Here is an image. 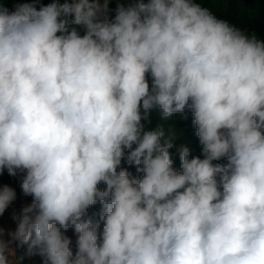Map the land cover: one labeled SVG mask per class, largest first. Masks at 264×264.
Wrapping results in <instances>:
<instances>
[{"label":"clouds","instance_id":"1","mask_svg":"<svg viewBox=\"0 0 264 264\" xmlns=\"http://www.w3.org/2000/svg\"><path fill=\"white\" fill-rule=\"evenodd\" d=\"M109 3L0 4V175L32 197L0 264H264V41L195 0ZM185 109L203 158L177 171L147 125Z\"/></svg>","mask_w":264,"mask_h":264},{"label":"trees","instance_id":"2","mask_svg":"<svg viewBox=\"0 0 264 264\" xmlns=\"http://www.w3.org/2000/svg\"><path fill=\"white\" fill-rule=\"evenodd\" d=\"M19 2H32V0H19ZM51 0H40L42 5L51 3ZM63 2V0H61ZM132 0H110L109 9L110 16L114 18L115 9L118 3H123L125 6ZM147 2V0H144ZM202 7L207 8L210 12L215 15L218 19L225 20L230 25L246 32L247 35L252 36L253 34L257 39L264 41V0H195ZM0 4L9 9L12 8L13 0H0ZM40 5H37L39 8ZM81 35L83 31L81 30ZM149 83H151V76H148ZM148 129H155L162 127L165 132V137L172 139L173 147L169 149L171 159L173 160V167L177 171L181 170V161L179 158V148L181 146H187L190 150L189 158L202 157V146L199 143V138L196 135V128L193 123L192 112L185 109L183 113H177L168 120H162L158 112L154 111L152 114L151 123L147 125ZM163 142V141H162ZM226 160L217 161V163H226ZM122 167L126 168L134 177L142 176V173H138L135 165H128L122 161ZM8 185L12 187L17 194L16 200L9 206L5 213L0 216V227H3L6 231L15 230L16 223L12 219L14 209H20V201L27 199L31 203V196H24L20 188V175L17 177L9 176L5 170L0 175V186ZM98 187L103 190L106 185L101 183ZM101 211V204L91 206L85 216V219L92 218L98 219ZM63 231V229H62ZM72 243L71 248L73 254L76 252V234L74 229H68L65 232ZM15 248V245H13ZM27 245L15 248L16 257L23 256V260L20 264H42V258L39 255L27 256L25 255Z\"/></svg>","mask_w":264,"mask_h":264},{"label":"rangeland","instance_id":"3","mask_svg":"<svg viewBox=\"0 0 264 264\" xmlns=\"http://www.w3.org/2000/svg\"><path fill=\"white\" fill-rule=\"evenodd\" d=\"M51 1L53 2V0H51ZM27 204H29V202H28L27 199L21 200V201H20V204H19V205H21V206H20V209L16 208V209H14V212H16V213L18 214V213L20 212L21 208H22L23 206L27 205Z\"/></svg>","mask_w":264,"mask_h":264}]
</instances>
